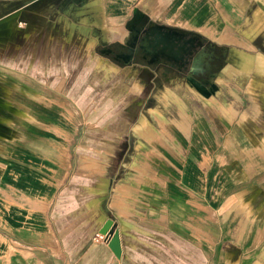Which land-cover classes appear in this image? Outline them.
Returning a JSON list of instances; mask_svg holds the SVG:
<instances>
[{"label": "crops", "instance_id": "0c3cea01", "mask_svg": "<svg viewBox=\"0 0 264 264\" xmlns=\"http://www.w3.org/2000/svg\"><path fill=\"white\" fill-rule=\"evenodd\" d=\"M55 1L0 0V19L5 18L0 22V92L6 98L15 92L14 73L30 72L35 62L38 77L45 79L48 44L42 33L47 24L53 29L64 23L91 31L126 30L139 10L158 20L164 1V15L170 19L163 23L166 30L154 27L157 37L162 36L159 42L180 36L193 45H213L216 51H198L188 63L193 70L186 73L165 67L163 85L159 90L155 86L137 107L139 123L145 119L151 126L150 150L142 156L148 166H137V182L123 184L111 195L112 202L118 199V220L128 229L123 234L114 221L121 259L109 246H99L73 263L77 253L61 252L60 234H21L17 241L0 234L9 251L5 261L14 264L16 245L33 252L22 260L25 264H137V240L145 235L154 253L149 264H264V0H227L225 5L217 0L211 6L204 1L196 7L192 0H83L69 12L67 0ZM40 4L41 9L31 10ZM51 14L57 16L50 19ZM131 28L128 45L141 34L140 26ZM165 46L162 51L177 59ZM32 48L33 59L24 63ZM140 84L138 97L147 89ZM41 95L37 110L44 113L45 88ZM6 193L14 199V190ZM137 206L151 215L154 232H137L135 220L143 211ZM155 217L167 227H159ZM207 219L226 231L223 242L190 243L191 223L202 230ZM159 244L165 250L161 259Z\"/></svg>", "mask_w": 264, "mask_h": 264}, {"label": "rangeland", "instance_id": "374dc122", "mask_svg": "<svg viewBox=\"0 0 264 264\" xmlns=\"http://www.w3.org/2000/svg\"><path fill=\"white\" fill-rule=\"evenodd\" d=\"M82 1L67 0L65 11L82 6ZM192 1V7L204 1L218 5L217 0ZM220 1L225 5L227 0ZM43 5L30 8L41 9ZM160 5L163 15L158 20L139 10L126 30L91 31L64 23L53 29L47 24L42 33L48 44L45 79L38 77L35 62L30 72L14 73L13 97L6 98L0 92V234L4 237L17 241L21 234H60L61 252L77 253L74 263L86 251L108 247L106 239L99 236L107 220H117L123 234L128 230L123 220H118V199L112 202L111 195L123 184L137 182V166H148L142 156L150 150L151 126L145 119L139 123L137 117L141 112L137 107L155 86L159 90L163 85L165 67L183 73L193 70L180 64L181 59L168 57L162 51V42L156 40L154 27L166 30L163 23L170 19L164 15V1ZM56 16L51 14L50 19ZM173 21L180 19L175 17ZM133 25L141 27L140 43L130 49ZM146 25L148 28L143 31ZM147 36L152 42L148 51L142 41ZM172 45L173 50L177 49L175 40ZM186 46L192 50V57L198 51H216L207 43L193 45L188 41ZM154 51L158 53L155 59ZM34 53L32 48L23 62H30ZM140 83L146 84L147 89L138 97ZM43 88L45 111L41 113L36 100L42 98ZM152 129L155 134V125ZM161 137L159 134L158 139ZM11 190L14 199L7 198L6 192ZM137 209H143L135 220L137 232L148 234L145 232L156 229L145 208ZM156 218L159 227H167L161 217ZM190 234V243H209L223 242L227 233L207 219L202 230L191 223ZM139 237L137 264H149L150 254H154L150 251L149 236ZM5 243L0 238V258L4 259L0 264H10L5 261L9 253ZM14 247L19 249L14 252V264H25L22 260L32 257V251ZM162 257L165 250L159 244L157 258Z\"/></svg>", "mask_w": 264, "mask_h": 264}, {"label": "flooded vegetation", "instance_id": "af4514ba", "mask_svg": "<svg viewBox=\"0 0 264 264\" xmlns=\"http://www.w3.org/2000/svg\"><path fill=\"white\" fill-rule=\"evenodd\" d=\"M137 31H139V28L137 27ZM153 33H154V35H155V38H156V40L159 42V37H157V35H158V32L157 31H154L153 30ZM147 38V39H146ZM143 40L142 41H144L143 42V46H144V48H146L147 49V51H148V48H149V46H151L152 45V42H151V38L150 37H144V38H142ZM172 40H175V43L177 44L176 46H178L177 47V49L179 48L180 49V52H179V50H177V49H175V50H173V45H172ZM136 41H135V39H133V41L128 45V47L130 48V49H132L134 46H135V43ZM171 42V43H170ZM180 42V43H179ZM139 43H140V34L139 35H137V45H139ZM163 44V46L164 47H166L165 45H167L170 49H172V51L174 52V53H177L178 54V58L177 59H173V60H180L181 59V61L179 62L180 64H182V65H184V66H186V64L188 65V63H189V60H191V58H192V50L190 49V48H188V50H187V46L186 47H184L185 45H186V42L185 41H183V39L179 36V37H171V39H169V40H166V42L164 43H162ZM180 46V47H179ZM163 47V48H164ZM162 48V49H163ZM167 50H168V48H167ZM187 50V51H186ZM192 52V53H191ZM180 53V54H179ZM168 55V54H167ZM157 57V55H156V51H154V59ZM168 57H170L169 55H168ZM171 58V57H170ZM172 59V58H171Z\"/></svg>", "mask_w": 264, "mask_h": 264}, {"label": "water", "instance_id": "95a60500", "mask_svg": "<svg viewBox=\"0 0 264 264\" xmlns=\"http://www.w3.org/2000/svg\"><path fill=\"white\" fill-rule=\"evenodd\" d=\"M100 234L107 237V242L110 250L116 256V258L121 259L122 247H121L120 231L117 227V224L111 219L107 220L105 224L102 226L100 230Z\"/></svg>", "mask_w": 264, "mask_h": 264}, {"label": "bare ground", "instance_id": "6f19581e", "mask_svg": "<svg viewBox=\"0 0 264 264\" xmlns=\"http://www.w3.org/2000/svg\"><path fill=\"white\" fill-rule=\"evenodd\" d=\"M168 36H165L164 39H163V42L165 43L166 40H167ZM147 39V38H146ZM160 40L162 39V36L159 38ZM97 169V168H96ZM99 172V171H98Z\"/></svg>", "mask_w": 264, "mask_h": 264}, {"label": "built area", "instance_id": "2783aa9c", "mask_svg": "<svg viewBox=\"0 0 264 264\" xmlns=\"http://www.w3.org/2000/svg\"><path fill=\"white\" fill-rule=\"evenodd\" d=\"M102 239H106V241H107V237H105V236H103V235H99ZM112 264H117V263H112Z\"/></svg>", "mask_w": 264, "mask_h": 264}]
</instances>
